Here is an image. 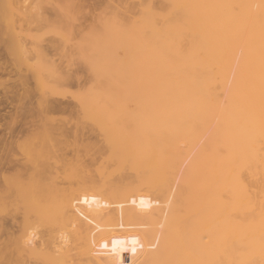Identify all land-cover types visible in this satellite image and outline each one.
Returning a JSON list of instances; mask_svg holds the SVG:
<instances>
[{"label": "bare ground", "instance_id": "1", "mask_svg": "<svg viewBox=\"0 0 264 264\" xmlns=\"http://www.w3.org/2000/svg\"><path fill=\"white\" fill-rule=\"evenodd\" d=\"M145 2L139 16L108 28L102 38L122 43L125 55L122 49L116 60V47L96 63L91 56L96 82L79 98L84 117L105 137L122 138L109 147L107 161L115 167H99L95 159L101 179L90 176L78 193L73 189L75 197L56 198L58 170L36 163L51 150L45 128L46 135L36 137L37 130L21 138L39 143V158L12 155L5 167L11 171L0 176V244L18 263L264 264V0ZM44 117L43 125L55 126ZM173 185L164 213L160 204ZM154 217L161 219L159 233ZM120 219L152 227L108 228L122 226ZM57 221L76 247L67 244L68 235L53 234Z\"/></svg>", "mask_w": 264, "mask_h": 264}, {"label": "rangeland", "instance_id": "2", "mask_svg": "<svg viewBox=\"0 0 264 264\" xmlns=\"http://www.w3.org/2000/svg\"><path fill=\"white\" fill-rule=\"evenodd\" d=\"M145 1L146 0H0V176H2V173L7 174L11 171V169L8 170V168L5 167L14 162L11 158L12 155L14 158L21 160H23V158L25 160L26 155L24 154L26 152L29 156L31 154V157H36L37 154L34 153L36 151L34 147L41 149V147L38 146L39 143H33L35 146L30 143L32 145L30 146L28 142H24L23 140L30 136L31 132L36 135L39 131L43 130L45 132L47 128H50L49 132L51 135L50 133H48V135L51 136V138L50 136L49 138L53 141V144H51V141L47 137L48 141L45 143V150L47 152V148L51 149L50 152H48L50 154L47 153L49 156L42 162V159H39L37 162L35 160V162L38 165L39 163H44V165L49 166L52 171L54 169L58 170L59 177L57 178V183H61L57 185L56 194L59 193L61 195L58 194L56 198L58 196L60 199H62L60 196L66 198H69V196L70 198L71 196L75 197L79 192L78 190L85 185V180L91 178L95 180L96 178L99 179L100 177L95 173L94 169L105 167L111 171L115 167H113V165H115L114 161L113 164L111 162L112 160L107 161L111 151L109 147H111V149L112 147H118L122 142V138L118 133H114L115 136L112 135L114 139L112 137H105L107 134H102L103 132H100L91 120L84 117L85 111L80 104L79 98L85 97L87 92L89 93V88L95 85L96 82L93 68H91L92 63L89 64L91 61L88 62V60L93 58L92 60L96 63L98 60L96 59L98 58L97 56H101V54L103 55V53L106 52L110 57L112 56L111 52H115L116 47L117 49L121 47L116 50V56L114 55V57H117V60L119 55H122V49L125 48L122 43L121 45L118 43V45H120L119 47L108 39L105 40L102 38L105 37L108 28L118 29L120 24L126 20L127 16H139L141 7L146 3ZM153 5L157 7L158 1H154ZM127 12L129 15H127ZM131 12L132 15L130 14ZM95 31L98 33L97 35ZM101 33L103 36H101ZM96 38L98 42L95 40ZM93 39L94 41H92ZM99 41L102 43H99ZM109 42L110 44L113 43L111 44L112 46L107 45ZM103 45L107 46L104 47ZM103 47L104 49H102ZM108 47H111V49L113 48V50L108 49ZM123 50L124 56L125 49ZM95 54L96 57H94ZM106 54L103 56L106 57ZM91 56L93 57L90 58ZM108 56L106 59L110 60L111 58ZM123 92L125 93V90L122 91V96H124ZM124 105L120 107L123 109L125 108ZM44 116L52 118L53 121L51 124H55V126L51 124L50 126L52 127H49V124L43 125L44 119L42 120V118ZM56 122H58V124ZM32 126L36 128L35 132L32 131L34 129H32ZM6 129L7 133L5 132ZM43 131L39 132L36 137L46 135ZM93 135L96 136L94 137ZM2 138L3 140H7H4L6 143H3L4 141H2ZM16 138H19V145L22 143H20V141L25 143L26 148L20 145L24 148L22 150L24 153L21 152L22 148L16 145ZM21 138L25 139L21 140ZM103 138H106L108 142ZM110 141L112 142L109 143ZM118 141H120V143ZM116 142L117 144H115ZM7 144L8 146H6ZM28 145L31 147L32 151ZM5 146L7 149L3 150V148H6ZM16 146L18 150H16ZM27 148H29V150ZM29 151L33 153H29ZM17 154L20 155V158ZM54 154L56 155L54 156ZM97 154H99L100 157ZM7 155L9 157H7ZM79 156L81 157L79 158ZM51 157L54 158V160L49 159ZM190 159V156H188L186 161L183 162V165L179 169V173H177L178 175H176L177 179H175L176 183L174 184L177 185L181 172L184 171ZM94 160L95 164L99 167L94 168ZM102 163L103 166H100ZM57 164L60 168L57 167ZM40 165L39 168H41ZM4 169L8 171L6 172ZM78 172H80V174ZM116 178V176H112L110 179L115 180ZM77 183H79V185ZM60 185L61 187L63 186V189L66 188L67 191L61 190L62 188L59 187ZM176 185L172 187L170 192L171 196L169 195L170 198L166 197L165 200L163 199L161 201L162 203L160 205L162 206L164 204V206H162L165 208L164 213H166L167 203H170L171 197L176 190ZM73 189L75 190L74 192L77 191V193H74ZM71 190L72 193L70 192ZM158 220L160 221L161 219L154 217L155 224L159 222ZM116 222L122 224V226L119 227L114 224L108 228H112L113 230H121L122 228V230H129V228L130 230H145L152 227V224L149 223H140L142 224L140 225L124 219H120ZM58 224L56 227L55 223L50 226L52 227L53 234L57 236L61 232L60 237L64 236L62 234L68 235L66 236L67 244L71 247H76L77 242L74 240L75 238L71 235V232H68L67 229L64 228L65 226H62L60 222H58ZM157 225L159 226V224ZM157 225H153V228L158 232L162 224L160 223V228ZM53 226L55 231L53 230ZM2 229L4 230V228ZM42 229L46 231L49 229L51 230L49 227H38V230H41V232L44 231ZM68 230L70 231L72 229L68 228ZM2 235L5 234L2 233ZM69 236L70 238L72 237V239H69ZM4 237L5 236H3L2 239H5ZM2 239L0 238L1 242ZM70 240L74 242V245ZM0 248H2L0 249V264L4 263L2 262L3 258L4 261H8L10 264L11 262L12 264H16L15 262L18 259L15 258V260H17L14 261V257H17L14 256L15 253L11 254L12 252L10 249L3 251V243L0 244ZM7 250L10 251V253ZM74 252L75 250L72 251V253ZM6 257L8 259H5ZM26 261L28 260L26 259ZM31 261L33 262V260ZM18 262L19 261H17V264H24L23 261H21V263ZM125 262L128 263L129 259H126ZM25 264H27V262Z\"/></svg>", "mask_w": 264, "mask_h": 264}]
</instances>
